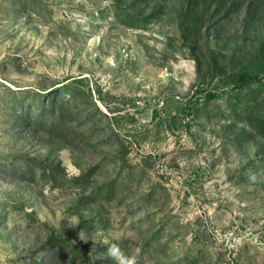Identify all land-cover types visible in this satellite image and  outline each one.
Segmentation results:
<instances>
[{
    "label": "rangeland",
    "instance_id": "1",
    "mask_svg": "<svg viewBox=\"0 0 264 264\" xmlns=\"http://www.w3.org/2000/svg\"><path fill=\"white\" fill-rule=\"evenodd\" d=\"M261 117L264 0H0V264H264Z\"/></svg>",
    "mask_w": 264,
    "mask_h": 264
},
{
    "label": "trees",
    "instance_id": "2",
    "mask_svg": "<svg viewBox=\"0 0 264 264\" xmlns=\"http://www.w3.org/2000/svg\"><path fill=\"white\" fill-rule=\"evenodd\" d=\"M238 79L240 80V82L243 84V85H247L249 84L250 82H256L258 80H261L262 77L261 76H258V75H253V74H250L249 72H242L239 74L238 76ZM42 103H44L43 107L41 108V112H40V115H44V114H47L48 111L52 110L53 112H55V110L57 109V99L56 98H50V97H47V100L44 101V99H41ZM245 114V117L246 119H248L249 121L253 122V120H251L249 114H251V110L250 108L247 106L245 111H244ZM259 123H258V128L264 133V119L261 117L259 118ZM257 123V122H255ZM257 125V124H256ZM261 126L263 128H261Z\"/></svg>",
    "mask_w": 264,
    "mask_h": 264
},
{
    "label": "clouds",
    "instance_id": "3",
    "mask_svg": "<svg viewBox=\"0 0 264 264\" xmlns=\"http://www.w3.org/2000/svg\"><path fill=\"white\" fill-rule=\"evenodd\" d=\"M132 264H134V262H132Z\"/></svg>",
    "mask_w": 264,
    "mask_h": 264
}]
</instances>
